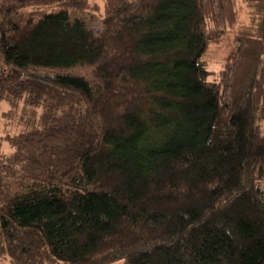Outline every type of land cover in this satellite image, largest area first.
I'll use <instances>...</instances> for the list:
<instances>
[{
	"label": "trees",
	"instance_id": "16d2710c",
	"mask_svg": "<svg viewBox=\"0 0 264 264\" xmlns=\"http://www.w3.org/2000/svg\"><path fill=\"white\" fill-rule=\"evenodd\" d=\"M19 104L3 263L264 264V0H0Z\"/></svg>",
	"mask_w": 264,
	"mask_h": 264
},
{
	"label": "rangeland",
	"instance_id": "374dc122",
	"mask_svg": "<svg viewBox=\"0 0 264 264\" xmlns=\"http://www.w3.org/2000/svg\"><path fill=\"white\" fill-rule=\"evenodd\" d=\"M88 3H96L99 6L103 5V0H87ZM232 40V39H231ZM220 41V40H219ZM218 40L215 41L217 43H210L208 45L206 52L203 55L204 61L209 64L210 67L213 68V70L217 71L223 63V57L226 56L225 48L231 46V41L230 45L229 42L223 41L221 45H219ZM219 45V46H218ZM71 73L74 74H81L82 76H89L90 70L86 67L80 68V67H74L73 69H70ZM41 73L47 74V75H54L53 70H46V69H40ZM6 107V105H2L0 107V149H8L9 145L8 142L3 140V136L6 133L13 134L16 132L19 128L21 129V124L23 122V118L21 119V109L22 105L19 104L18 107H16L15 110L13 111H8V114H2L3 109ZM259 128H260V133L264 135V117L261 118L259 121ZM256 185L264 190V178L256 180ZM0 264H5L2 262V258H0Z\"/></svg>",
	"mask_w": 264,
	"mask_h": 264
}]
</instances>
